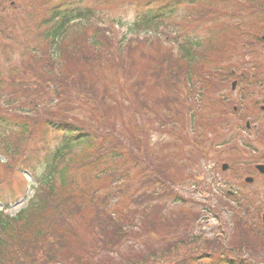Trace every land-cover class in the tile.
Here are the masks:
<instances>
[{
    "label": "rangeland",
    "instance_id": "1",
    "mask_svg": "<svg viewBox=\"0 0 264 264\" xmlns=\"http://www.w3.org/2000/svg\"><path fill=\"white\" fill-rule=\"evenodd\" d=\"M15 1L18 10L7 8L6 16L0 18V211L8 206L5 214L14 217L33 196L29 170L40 172L46 152L59 145V136L45 126L48 121L78 126L103 144V152L115 150L122 158L115 172L100 176L104 166L92 163L100 158L101 150L72 148L67 157L74 164L73 182L58 184L54 196L43 199L53 201L57 208L45 213L43 231L48 235L38 241L35 234H23L19 246L23 254L18 256L19 249L12 253L16 258L9 264H219L217 256L209 259L208 252L197 246L213 250L207 238L218 236L227 251L230 216L223 213L222 197L217 209L224 215L225 235L219 221L207 218L212 215L191 224L188 202L189 195L197 200L205 197V201L213 196L202 189V185L209 186L210 171L219 174V185L214 186L219 191L218 151L216 147L211 161H202L200 151L192 149L196 144L212 146V100L223 105L216 88L203 80L204 71L208 66L210 71H225L228 90H220L237 108L241 104L238 89L230 91L236 80L227 75L228 67L237 65L246 66L260 85L255 92L262 99L259 106L244 103L236 115L219 124L235 128L231 146L244 141L264 148V114L259 111L264 106V42L260 41L264 28L256 24L249 0H193L179 6L166 20L168 26L137 33H131L130 25L146 6L158 8L169 0ZM54 5H78L98 13V22L83 20L67 28L58 39V54L53 43L43 38ZM237 7L242 14L232 19L229 12ZM222 12L225 16L220 17ZM234 22H242L243 28L233 26ZM9 26L11 32L3 29ZM191 37L206 46L203 56L196 53V63L200 60L201 64L189 69L196 74L164 77L188 70L175 43ZM63 68L68 75L61 77L69 87L65 97L54 101L43 86ZM186 77L190 84L194 81L191 88L186 86ZM166 79L170 88L163 87ZM219 79L211 77V82ZM200 82H204L202 87L197 85ZM173 87L190 91L195 103L189 111L179 113L176 103L168 113L165 99L178 100ZM54 88L57 93L59 88ZM191 114L197 116L193 125L188 120ZM246 122L255 129L242 134ZM197 176L204 179L195 184ZM160 186L165 196L157 198ZM221 253L219 249L217 255ZM259 256L255 262L264 264V256Z\"/></svg>",
    "mask_w": 264,
    "mask_h": 264
},
{
    "label": "trees",
    "instance_id": "2",
    "mask_svg": "<svg viewBox=\"0 0 264 264\" xmlns=\"http://www.w3.org/2000/svg\"><path fill=\"white\" fill-rule=\"evenodd\" d=\"M59 1V0H55ZM180 1L176 0L174 2H169L168 5H160L158 8L146 6V10L141 13L136 21L133 23L131 28V33H137L140 30L145 29H156L159 30L162 25L168 26L166 20L173 13L175 8L179 5ZM251 10L256 11L257 17L254 20L257 21V25L264 23V1L255 0L254 3H249ZM237 10H234L235 14ZM49 18L45 22L46 32L44 33L43 38L53 43L55 46V54H58L61 50L57 47L59 38L67 30V26L73 22V20H83L86 18L91 22H98V13L95 11L89 10H80V9H61L58 6H52L49 11ZM232 14V15H233ZM258 25V26H259ZM260 27V26H259ZM11 30V29H10ZM187 44V43H186ZM182 45L183 55H181L184 69H191L197 67L201 63H196L198 59L197 54L202 55V51H198L197 46L199 44ZM198 51V52H197ZM63 67V66H62ZM207 69V68H206ZM199 71V69H198ZM56 75L53 78V81L56 83V86L59 88L56 93L57 97L66 96V88L69 84L65 83L62 79L64 73L67 74V71L63 68L61 71H56ZM68 75V74H67ZM189 73H180L173 74L174 77L180 78L182 76H188ZM167 78V77H166ZM241 78H247L246 76H241ZM186 82V86L191 85L189 83V77L183 78ZM205 81L209 80L211 83L210 72L205 75ZM166 81H168L166 79ZM164 81L163 84L165 88H170L171 84ZM204 82L199 83V87H202ZM76 85H73L71 88H75ZM176 94L173 96L179 105V111H182L184 108L188 107V98L183 97V91L178 90V88L173 87ZM170 102H173L172 104ZM165 105H167V110L173 111L175 106V100L165 99ZM196 115L188 117L190 123H194L196 120ZM48 130H51L54 133H59L60 142L55 150L46 152L42 162V171L37 172L32 169L31 176L36 183V195L35 202H32L27 209L20 211L15 218H10L4 213H0V264H9L16 256H13L12 253H17L19 246L21 245V236L23 234H35L39 240H43L48 235L47 231H43V227L46 225V216L45 213L51 211L56 212L57 208L53 201H44L43 199H48L49 196H54L56 192V186L69 185L73 182L70 172L74 169V164L67 157L69 151L78 146L85 147L87 149H97L101 150L100 158L96 159L92 164L101 163L104 166L101 169V175H111L118 168V163L120 162L122 155L118 151L111 150L109 153L103 152L106 148L103 147V144L99 145L98 140L95 137L86 133L84 130L76 127L75 125L69 122H53L48 121L45 125ZM22 129H27L25 126ZM40 200H37V199ZM197 216L192 217L191 221L195 220ZM192 224V223H191ZM212 247V246H211ZM210 247V248H211ZM215 252L219 251V247H212ZM208 249V248H207ZM19 254L22 253V248L19 249Z\"/></svg>",
    "mask_w": 264,
    "mask_h": 264
},
{
    "label": "flooded vegetation",
    "instance_id": "3",
    "mask_svg": "<svg viewBox=\"0 0 264 264\" xmlns=\"http://www.w3.org/2000/svg\"><path fill=\"white\" fill-rule=\"evenodd\" d=\"M260 109L264 111V107ZM255 145L258 143L244 144L247 152L243 154L245 158L239 159L235 146L217 145L223 213L230 216L229 222L226 221L230 229L236 221L244 236L239 250L241 256L254 245L256 255L264 256V174L256 170L257 166L264 165V148L258 149ZM238 259L244 261L247 257Z\"/></svg>",
    "mask_w": 264,
    "mask_h": 264
},
{
    "label": "water",
    "instance_id": "4",
    "mask_svg": "<svg viewBox=\"0 0 264 264\" xmlns=\"http://www.w3.org/2000/svg\"><path fill=\"white\" fill-rule=\"evenodd\" d=\"M261 169H263V168H261ZM264 171V170H263Z\"/></svg>",
    "mask_w": 264,
    "mask_h": 264
}]
</instances>
